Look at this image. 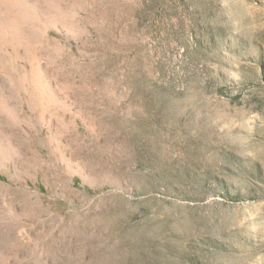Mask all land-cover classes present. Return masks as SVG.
I'll return each instance as SVG.
<instances>
[{
  "label": "rangeland",
  "instance_id": "374dc122",
  "mask_svg": "<svg viewBox=\"0 0 264 264\" xmlns=\"http://www.w3.org/2000/svg\"><path fill=\"white\" fill-rule=\"evenodd\" d=\"M7 2L0 264H264V0Z\"/></svg>",
  "mask_w": 264,
  "mask_h": 264
},
{
  "label": "bare ground",
  "instance_id": "6f19581e",
  "mask_svg": "<svg viewBox=\"0 0 264 264\" xmlns=\"http://www.w3.org/2000/svg\"><path fill=\"white\" fill-rule=\"evenodd\" d=\"M0 5H5V6H7V7H9V8H12L13 9V6H12V3H9V2H7V0H0ZM15 6V8H16V5H14ZM11 9V10H12ZM11 12V11H10ZM5 13V12H4ZM17 13V12H16ZM18 16H23V14L22 13H20ZM24 17H26V15H24ZM8 24V23H7ZM3 28H2V26L0 25V30H2ZM13 29V28H12ZM13 33L14 34H12V38L14 39V40H16V35L18 36V33H20V29L19 28H14L13 30ZM9 38H8V36L7 35H5V34H3V33H1L0 32V52H3V53H6L7 55H10V51H9ZM12 46V45H11ZM11 48V47H10ZM14 48V47H13ZM12 52V51H11ZM15 62H16V60H15ZM1 65H4V67H5V64H4V62H2L1 61ZM0 65V66H1ZM20 90V89H19ZM31 93V92H30Z\"/></svg>",
  "mask_w": 264,
  "mask_h": 264
}]
</instances>
